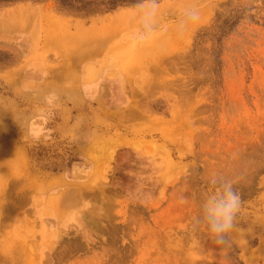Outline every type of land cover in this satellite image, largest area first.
Returning <instances> with one entry per match:
<instances>
[{"label": "rangeland", "instance_id": "374dc122", "mask_svg": "<svg viewBox=\"0 0 264 264\" xmlns=\"http://www.w3.org/2000/svg\"><path fill=\"white\" fill-rule=\"evenodd\" d=\"M136 3L0 0V264H264V0H161L143 44ZM79 68L100 83L80 194L55 120ZM214 176L241 197L227 247L195 223Z\"/></svg>", "mask_w": 264, "mask_h": 264}, {"label": "crops", "instance_id": "0c3cea01", "mask_svg": "<svg viewBox=\"0 0 264 264\" xmlns=\"http://www.w3.org/2000/svg\"><path fill=\"white\" fill-rule=\"evenodd\" d=\"M77 71L74 85H70L67 78L59 85L55 101L57 117L55 118L53 115L46 117V113L49 111L47 106L44 108L46 113H42V116L45 117L37 119L32 130L35 134L34 130L38 129L43 138H49L52 135L49 124L54 120L53 118L57 119V138L63 141L71 139L73 143L72 148L76 155V163L74 164L76 174L73 175L76 180L73 182L76 183V187L80 188L77 191L80 194L84 191L83 187L92 180L91 175L95 173H92V170L95 171L100 166L98 158L92 150L94 144H99V141H96L97 132L95 128L99 112H96V107L93 105L96 102L97 106V99L100 98V83L99 80L82 79V70L79 68ZM80 167H91V169L83 170Z\"/></svg>", "mask_w": 264, "mask_h": 264}, {"label": "clouds", "instance_id": "9594fccd", "mask_svg": "<svg viewBox=\"0 0 264 264\" xmlns=\"http://www.w3.org/2000/svg\"><path fill=\"white\" fill-rule=\"evenodd\" d=\"M161 0H137L133 20L138 24L134 39L138 43L151 41L159 30ZM200 19L196 6L183 10L177 24V34L183 36ZM209 183L214 191L208 193L201 204V214L196 218L197 225L206 227L210 238L221 246H230L231 233L236 227L241 208V197L231 181L212 177Z\"/></svg>", "mask_w": 264, "mask_h": 264}, {"label": "bare ground", "instance_id": "6f19581e", "mask_svg": "<svg viewBox=\"0 0 264 264\" xmlns=\"http://www.w3.org/2000/svg\"><path fill=\"white\" fill-rule=\"evenodd\" d=\"M132 144V143H131ZM131 146H133L134 148H136V149H142V145H140V144H137V143H135V144H133V145H131ZM148 148V147H147ZM148 150H149V148H148Z\"/></svg>", "mask_w": 264, "mask_h": 264}]
</instances>
